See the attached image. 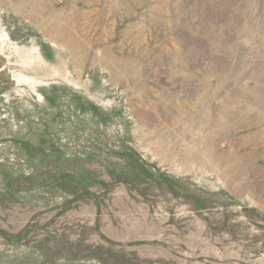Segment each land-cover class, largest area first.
<instances>
[{"label":"rangeland","instance_id":"374dc122","mask_svg":"<svg viewBox=\"0 0 264 264\" xmlns=\"http://www.w3.org/2000/svg\"><path fill=\"white\" fill-rule=\"evenodd\" d=\"M0 264H264V0H0Z\"/></svg>","mask_w":264,"mask_h":264}]
</instances>
